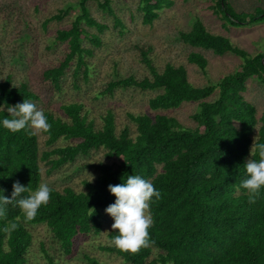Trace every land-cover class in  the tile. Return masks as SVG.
Instances as JSON below:
<instances>
[{
  "label": "trees",
  "instance_id": "16d2710c",
  "mask_svg": "<svg viewBox=\"0 0 264 264\" xmlns=\"http://www.w3.org/2000/svg\"><path fill=\"white\" fill-rule=\"evenodd\" d=\"M87 1L79 0V13L69 27L56 30V40L66 41L68 51L43 72L53 85L59 84L72 61L75 72L88 76L90 65L85 58L92 49L83 40L100 43L99 35L89 27L102 31L105 26L90 14ZM212 1L216 13L232 25L264 19V7L243 11L235 9L230 0ZM170 2L139 0L142 21L150 24L158 10ZM98 3L120 23L110 0ZM53 18L60 15L47 19ZM179 38L217 54L233 53L242 63L217 80L194 85L182 64L167 62L158 70L143 52L150 76L110 80L105 90L113 92L117 86L161 89L148 99L152 110L197 102L198 110L192 114L196 126H185L161 112L129 113L135 124L132 136L128 126L117 132L114 115L106 110L102 126L96 129L93 119L82 112V104L75 101L62 105L66 118L43 109L50 123V128L42 131L47 148H40L37 133L0 128V189L7 196L14 181L32 190L42 183L41 161L51 172L91 149H103L106 158L92 164L96 174L83 181L84 190L49 185L51 198L31 221L25 220L18 207L8 205L6 216L0 218V264H38L31 250L30 227L39 224L47 227L62 254H71L79 234L98 235L102 231L105 208L115 201L108 185L120 184L132 174L150 180L160 192L159 198L153 197L149 210L154 221L149 229L152 243L137 253L122 252L112 245L118 229L111 228L108 243L100 249L128 264H264V189L255 203H249L247 190L240 187L245 161L259 158L251 155L254 139L264 142V109L257 116L255 106L242 95L247 78H264V50L250 54L227 36L208 30L199 18L189 30H181ZM187 59L206 74L207 59L201 53L190 51ZM38 98L27 82L14 85L10 74L0 77V104L15 105L23 99L36 103ZM5 115L6 111L0 113V118ZM61 139L67 142L59 144ZM13 223L15 229L11 228ZM38 247L46 264H59L43 241ZM86 258L91 264H102L95 256Z\"/></svg>",
  "mask_w": 264,
  "mask_h": 264
},
{
  "label": "rangeland",
  "instance_id": "374dc122",
  "mask_svg": "<svg viewBox=\"0 0 264 264\" xmlns=\"http://www.w3.org/2000/svg\"><path fill=\"white\" fill-rule=\"evenodd\" d=\"M170 1L158 10L157 17L148 24L142 21L139 0H110L112 11L120 23L107 8L99 5L98 0H88L90 14L105 26L102 31L89 27L90 32L99 35L100 43L83 40V44L92 49V54L85 58L90 65L88 76L84 77L81 71L75 72V61H72L56 86L43 77V72L47 67L56 65L68 51L66 41L56 40V30L70 26L79 13V0H0V77L3 79L10 74L14 85L27 82L39 96L37 106L63 118H66L62 108L64 103H81L82 112L93 119L96 129L102 126L106 110H111L114 115L116 131L128 126L132 136L135 124L129 113L153 115L161 112L174 116L185 126L194 127L196 122L192 114L198 110L197 102L187 101L177 107L152 110L148 99L161 89L117 86L113 92H107L106 84L128 75L136 78L150 76L143 52L158 70L167 62L182 64L188 80L194 85L217 80L238 68L242 59L233 53L217 54L211 49L184 43L179 38V32L189 30L194 20L199 18L211 32L227 36L234 44L255 54L264 50V19L251 24L232 25L216 13L212 0ZM230 1L237 10L252 11L255 6L264 7V0ZM56 13L60 18L47 19ZM190 51L199 52L207 59L206 74L195 63L188 61ZM245 83L242 95L255 106L259 116L264 109V78L249 77ZM37 137L40 148H47L42 131L37 133ZM65 142L62 139L58 141L59 144ZM100 160H106L101 148L78 154L72 161L51 172L41 161V181L58 189L70 186L78 191L84 190L83 181L92 179L96 174L92 164ZM113 223L112 216L106 213L102 231L98 235L79 234L74 250L68 255L62 254L45 225H33L30 227L33 257L37 258L38 264H46L38 247L41 240L59 264H91L86 255L97 257L102 264H128L114 253L100 249V245L108 243L107 232Z\"/></svg>",
  "mask_w": 264,
  "mask_h": 264
},
{
  "label": "clouds",
  "instance_id": "9594fccd",
  "mask_svg": "<svg viewBox=\"0 0 264 264\" xmlns=\"http://www.w3.org/2000/svg\"><path fill=\"white\" fill-rule=\"evenodd\" d=\"M7 115L0 118V128L10 132L21 130L36 134L50 128L48 117L31 99H23L15 105L0 104V113ZM250 158L244 163V178L240 187L247 190L249 203H255L256 198L264 189V142L254 139L250 149ZM109 191L115 195L114 203L105 208V212L114 219L113 229L118 232L112 238V245L122 252L137 253L143 247H148L152 241L149 229L153 225L150 206L153 197L159 198L160 192L153 183L140 175H128L120 184H109ZM53 189L47 183L39 184L34 190L18 180L13 182L11 195L4 194L0 189V218L7 214V206L18 207L25 220L34 219L41 206L47 205ZM17 225L13 223L12 229Z\"/></svg>",
  "mask_w": 264,
  "mask_h": 264
},
{
  "label": "water",
  "instance_id": "95a60500",
  "mask_svg": "<svg viewBox=\"0 0 264 264\" xmlns=\"http://www.w3.org/2000/svg\"><path fill=\"white\" fill-rule=\"evenodd\" d=\"M264 58H262V60H263Z\"/></svg>",
  "mask_w": 264,
  "mask_h": 264
}]
</instances>
